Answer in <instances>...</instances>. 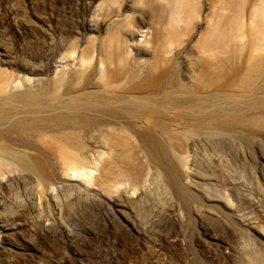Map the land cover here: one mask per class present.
<instances>
[{"label":"bare ground","instance_id":"bare-ground-1","mask_svg":"<svg viewBox=\"0 0 264 264\" xmlns=\"http://www.w3.org/2000/svg\"><path fill=\"white\" fill-rule=\"evenodd\" d=\"M103 1L114 4L105 34L70 45L52 76L0 69V189L30 186L38 208L76 190L67 200L132 220L154 189L196 198L188 151L212 134L264 128V114L221 103L264 91V0H133L127 14Z\"/></svg>","mask_w":264,"mask_h":264},{"label":"rangeland","instance_id":"rangeland-1","mask_svg":"<svg viewBox=\"0 0 264 264\" xmlns=\"http://www.w3.org/2000/svg\"><path fill=\"white\" fill-rule=\"evenodd\" d=\"M118 2L122 14L133 10V0ZM113 6L103 0H0V69L52 76L70 45L99 42ZM177 66L183 71V63ZM42 95L54 106L67 100L60 92ZM221 103L235 104L239 115L264 114V91L256 97L226 91ZM237 129V138L212 134L188 151L198 172L193 180L201 184L192 202L157 188L139 196L132 220L101 201L67 200L76 190L38 208L30 186H4L0 264H264V128Z\"/></svg>","mask_w":264,"mask_h":264}]
</instances>
